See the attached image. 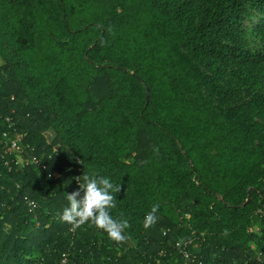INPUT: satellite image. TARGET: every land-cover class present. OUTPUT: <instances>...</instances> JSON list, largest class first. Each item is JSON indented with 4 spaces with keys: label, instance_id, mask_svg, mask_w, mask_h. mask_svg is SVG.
I'll return each mask as SVG.
<instances>
[{
    "label": "trees",
    "instance_id": "obj_1",
    "mask_svg": "<svg viewBox=\"0 0 264 264\" xmlns=\"http://www.w3.org/2000/svg\"><path fill=\"white\" fill-rule=\"evenodd\" d=\"M67 1L0 0V264H264V94L233 66L259 54L222 41L241 0H198V26L152 0L74 22ZM206 71L249 104L219 109ZM84 174L119 188L124 242L61 220Z\"/></svg>",
    "mask_w": 264,
    "mask_h": 264
},
{
    "label": "rangeland",
    "instance_id": "obj_2",
    "mask_svg": "<svg viewBox=\"0 0 264 264\" xmlns=\"http://www.w3.org/2000/svg\"><path fill=\"white\" fill-rule=\"evenodd\" d=\"M67 1V0H66ZM229 1V0H221ZM69 12L71 13V19L76 22L83 18L95 20L98 17H102L106 12L109 5L99 0H68ZM242 3V21L241 24L235 26L222 37V41L232 47L240 48L251 53H258L259 55L249 61L235 62L233 66L240 71H244L253 78L254 83L253 90H260L264 94V7L257 5L249 0H241ZM152 4L156 6V9H160L162 6H167L170 9H178L190 16L192 23L195 26L203 19V8L198 0H152ZM187 53L192 57L194 64L199 68L201 63L199 60ZM13 51L7 44L0 46V65L8 63V59L12 57ZM15 62V60H12ZM16 67H24L20 64ZM203 69V68H201ZM209 80L217 88V91L203 90V93L208 96L211 101L218 106L222 111H226L228 106L221 98V95L226 96L232 100L234 107H240V105H248L249 97L243 90H235L231 87V80L227 75L204 72ZM29 74L23 69V78L27 82H31ZM246 115L251 120L264 125V111L259 113H253L248 108ZM50 135L46 134V139L49 140ZM253 145L255 142H252ZM214 153V150H212ZM147 174V173H146ZM152 172L148 171L147 176L150 177ZM198 249V245L195 246Z\"/></svg>",
    "mask_w": 264,
    "mask_h": 264
},
{
    "label": "clouds",
    "instance_id": "obj_3",
    "mask_svg": "<svg viewBox=\"0 0 264 264\" xmlns=\"http://www.w3.org/2000/svg\"><path fill=\"white\" fill-rule=\"evenodd\" d=\"M83 191H76L67 195L68 206L63 209L61 220L78 228L85 223L94 225L97 229L105 232L108 237L117 243L126 240L124 232L130 227L128 220L114 219L111 210L116 207V197L113 192L119 191V188L106 177L94 178L89 175H83V185L80 184ZM157 209L154 207L152 212L145 217V227H151L156 222L154 213Z\"/></svg>",
    "mask_w": 264,
    "mask_h": 264
},
{
    "label": "built area",
    "instance_id": "obj_4",
    "mask_svg": "<svg viewBox=\"0 0 264 264\" xmlns=\"http://www.w3.org/2000/svg\"><path fill=\"white\" fill-rule=\"evenodd\" d=\"M12 148L15 150L18 149L15 142H12ZM261 215L264 217V213H261Z\"/></svg>",
    "mask_w": 264,
    "mask_h": 264
}]
</instances>
